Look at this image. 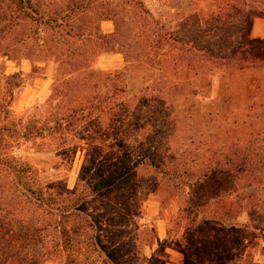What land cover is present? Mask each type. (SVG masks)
<instances>
[{"label": "rangeland", "instance_id": "374dc122", "mask_svg": "<svg viewBox=\"0 0 264 264\" xmlns=\"http://www.w3.org/2000/svg\"><path fill=\"white\" fill-rule=\"evenodd\" d=\"M32 2L52 18L78 9L93 36L62 37L27 21L25 0H0V97L14 92L9 115L1 118L18 132L0 138V161L27 168L24 177L45 193L38 203L16 176L0 174V264H183L179 244L190 227L200 238L205 223L234 222L239 210L227 206L231 219H220L218 187L200 203V165L206 151L246 140L264 147V126L248 129L263 120L264 109L247 113L243 102L262 73L232 78L213 70L210 82L200 83L197 58L188 53L180 69L173 64L178 51L150 48L143 32L159 22L190 51L200 20L214 13L205 0ZM134 2L149 10L148 22L142 24ZM251 37L264 41V19L254 22ZM224 77L227 89L236 88L225 99ZM253 178L244 191L264 200ZM248 221L264 226V214L239 218ZM256 236L250 240L262 260L264 234ZM186 242L196 256L213 252L190 237Z\"/></svg>", "mask_w": 264, "mask_h": 264}, {"label": "trees", "instance_id": "16d2710c", "mask_svg": "<svg viewBox=\"0 0 264 264\" xmlns=\"http://www.w3.org/2000/svg\"><path fill=\"white\" fill-rule=\"evenodd\" d=\"M205 1L214 7V13L204 21V24L200 20V36L193 37L188 42L191 43L190 51L186 49L187 44L181 42L182 39L176 38L173 32L168 30L165 25H159V22L154 23L155 28L149 26L152 29L143 32L146 40H152L155 46L150 48L163 51L165 47H168L172 52L178 51V57L173 64L180 69L187 65L190 59L188 53L192 55V59L197 58L200 65V83L206 82V80L210 82L209 74L213 70H224L232 78L238 73L259 71L262 73V77L257 81L252 97L244 98L243 102L247 113L264 109V101H261L264 99V41L251 37L254 22L258 19H264V0ZM25 3L27 7L24 13L29 22L41 23L48 30H56L62 37L73 40H83L93 36L87 34V28L80 23V13L76 8L69 10L64 15L60 14L52 18L44 14L42 5L33 4L32 0H25ZM132 7L139 13L142 24L148 22L146 19L152 18L149 10L142 2H134ZM112 18L115 19L112 16L111 18L106 17L104 20ZM117 35H119L118 25H116V33L111 37L116 38ZM97 38L101 42L108 39L107 36H97ZM177 46L182 48H177ZM222 80L225 81L222 83L220 98L224 96L225 99V93H231L232 90H229L231 87L229 89L225 87L226 78L224 77ZM13 99L14 92L12 90L8 92V96L0 97V138L2 140L18 136L16 129L2 125L1 118V114L9 115V108ZM224 105L227 106L228 104L224 103ZM108 110L109 113L106 115L112 113L111 109ZM105 111H102V114H105ZM230 117H233V114ZM244 117L245 115L242 113L239 115V119L235 117V121ZM260 117H263V120H257L253 126H248L246 122L243 125L247 124L250 130L258 129L260 126H264V116ZM240 133L244 132L240 131ZM204 157L206 162L200 165L199 172L200 194L202 192L200 203L208 201L205 193L211 192L213 193L211 195H214L217 192L218 197L222 198L221 204L223 205L220 209V219L224 216L231 219L228 214H224L227 206H231V208L237 206L239 210L235 214L234 222L227 220L226 223L217 224L219 225L218 228H214L210 223H205L202 230L206 233L201 234L200 232V238L198 233L194 231V226L190 227L187 230L188 234L182 239L183 242L179 244L184 257L183 264H264V252L261 254L263 259L260 260L256 249L257 244L250 240L253 235L256 238V235L264 234V226L260 225L255 228L249 221L244 225L239 222L242 214H248L249 219L252 216L258 217L264 214V200L246 194L243 184L250 176H253L254 185L264 188V147L246 140L241 144L224 148L220 152L206 151ZM0 166V174L9 173L16 176L18 186L22 187L26 193L31 194L36 202L45 200V193L39 188L34 190L30 180L24 177L27 174V168L22 166L19 168L13 164L5 166L1 161ZM114 180L116 179L112 177V182ZM254 185L249 186L253 188ZM216 187L218 190L213 192L211 189ZM216 215H218L217 212H215L214 217H217ZM189 237L195 240L196 245L201 250H213V252L200 256L190 253V249H193L194 245L189 246L186 242ZM202 237H206L208 241L202 240ZM246 242L249 244L245 247V252L242 253L243 245Z\"/></svg>", "mask_w": 264, "mask_h": 264}]
</instances>
